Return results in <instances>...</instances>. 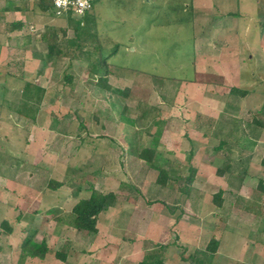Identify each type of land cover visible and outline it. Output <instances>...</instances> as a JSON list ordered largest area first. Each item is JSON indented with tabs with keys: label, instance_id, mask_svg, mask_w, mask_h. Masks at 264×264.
<instances>
[{
	"label": "rangeland",
	"instance_id": "374dc122",
	"mask_svg": "<svg viewBox=\"0 0 264 264\" xmlns=\"http://www.w3.org/2000/svg\"><path fill=\"white\" fill-rule=\"evenodd\" d=\"M190 1L98 0L87 15L61 17L60 29L67 31L68 38L89 45L90 34L97 33L103 55L118 50L109 59L107 77L114 88L129 89L128 98L110 97L96 86L87 62L64 54L62 41L63 53L54 55L52 65L42 63L38 68L46 74L47 90L36 121L19 122L22 138L10 140V128L17 126L13 122L18 116L0 101V121L6 122L0 123V263L18 264L24 230L32 229L36 241L48 246L51 253L44 260L28 259L24 264H137L126 256L159 243L168 244V263L187 264L181 254L186 257L195 249H204L213 236L221 240L213 264H264V194L257 189L259 181L264 182V168L260 167L264 140L258 141L240 187L234 176H219L216 171L230 161L225 151L239 160L238 150L225 146L217 152V139H189L191 122L178 113L168 126H162L175 133L171 145L178 153L165 150L157 155L158 164L173 178L164 189L156 184L157 171L126 155L136 142L150 144L145 131L155 117L164 116L158 106L171 97L176 101L173 89L179 79L194 73L196 30L190 11L182 6ZM80 22V31L75 33ZM253 46V60L242 70L243 84L264 92V44ZM71 50L80 54L74 46ZM104 73L102 70L97 76ZM66 75L72 77L70 83ZM183 100L184 105H177L180 111L189 102ZM256 102L241 109L239 116L249 120L247 110L255 113L263 103L256 106ZM126 104L130 109L122 117ZM154 107L157 111L142 117ZM79 117L83 130L78 129ZM156 130L151 128V133ZM189 167L198 170L190 196L185 182ZM241 168L232 167L237 174ZM51 179L63 186L50 189L47 183ZM220 190L225 191L226 202L218 208L212 199ZM108 192L115 193L117 201L99 216L96 234L76 231L53 218L56 210L69 213L82 198ZM156 199L166 205H148ZM5 220L14 227L10 236L1 227ZM58 251L67 256L66 261L56 258Z\"/></svg>",
	"mask_w": 264,
	"mask_h": 264
},
{
	"label": "crops",
	"instance_id": "0c3cea01",
	"mask_svg": "<svg viewBox=\"0 0 264 264\" xmlns=\"http://www.w3.org/2000/svg\"><path fill=\"white\" fill-rule=\"evenodd\" d=\"M182 6L190 11L193 27L196 30L194 35L196 55L193 62L194 73L189 77L179 79L181 80L180 83L178 82L173 89V98L177 99L174 100L175 102L171 97L163 106H158L164 116L155 117L151 123L152 128H157L151 134L154 135L157 131L160 132L157 155L160 156L165 150L171 155L178 154L174 146L171 145L175 133L169 132V127L164 129L162 127L163 125L168 126L169 119L173 117L172 115L178 113L180 117L183 116L184 119L191 122L189 124L192 125L193 135L189 136V139L193 137L195 139L201 137L204 140L217 139L219 143L221 140H225L227 141L225 146L237 149L240 158H249L257 150L258 141L260 139L264 140V127L250 124L253 115H257L264 105V92L245 88L246 83L243 84L242 70L249 59L253 60L252 48L254 43L264 44V0H191L190 4ZM67 14L66 16H57L53 9L52 0H0L1 102H3L5 91L20 93L23 91L26 82L34 83L46 89L44 85L46 82L45 73L39 71L40 64H47V67L52 65L54 56H49L44 34L47 32L57 34L60 37L61 17L68 18ZM14 23H23L24 26L20 30H12L11 26ZM243 54L245 55L243 56ZM46 59L49 63H46ZM32 72L34 77L31 74ZM30 76L35 79L30 80L28 78ZM254 79L252 77V80ZM232 87L248 90L250 94L239 99L233 107H228L229 92ZM184 97L189 102L184 110L180 111L181 108L177 105L185 103ZM254 101H257L256 106L259 105V101L260 103L263 102L261 108L255 113L254 110L248 109L246 114L249 115V120L240 117L241 109ZM193 102L195 104L191 105ZM8 109L7 107L6 110ZM154 109L157 111L156 107ZM21 121L16 119L13 122V125L17 126H11L10 140L14 137L15 140H18L19 137L22 138L24 135L22 125L19 123ZM1 124H6V122L3 121ZM252 127L258 128V130L253 131ZM257 131L260 132L258 137L255 136L258 134ZM51 132L55 134L54 130ZM149 137L152 139L151 136ZM136 143L135 145L132 144L130 150L134 146L150 147L151 140L148 146H141ZM244 146H248V149H245ZM130 150L126 152V155L134 157ZM225 152L231 161L228 164L238 165L239 160L231 157L228 151ZM263 154L264 150L262 156ZM27 159L30 164L29 157ZM251 160L247 161V168L249 165L251 166ZM246 166L244 165V167ZM260 167L264 168L261 162ZM209 169L211 168L209 167ZM158 187L164 189V187ZM156 200L160 201V199ZM158 203L163 206L166 204L164 202ZM148 205L151 206L152 204ZM18 218L21 219V216ZM25 230L24 237L26 236ZM126 244L130 246V244ZM20 245L18 249L19 256ZM144 254L145 250H140L135 256L128 254L129 256H126V258L131 257L130 259L135 260V263L141 264ZM166 257L168 260L167 253Z\"/></svg>",
	"mask_w": 264,
	"mask_h": 264
},
{
	"label": "trees",
	"instance_id": "16d2710c",
	"mask_svg": "<svg viewBox=\"0 0 264 264\" xmlns=\"http://www.w3.org/2000/svg\"><path fill=\"white\" fill-rule=\"evenodd\" d=\"M97 2V1H96ZM95 2V4H96ZM94 4V6H95ZM89 13H86L87 15ZM69 19L71 18V13L67 14ZM81 22L76 23L75 33L80 31ZM92 27H94L93 23H90ZM24 26L23 23H14L11 27L12 30H20ZM51 31V30H50ZM48 31V32H50ZM61 36L59 37L57 34L45 33L44 41L46 42V46L49 50V56L52 57L54 55H59L63 53L61 49L60 42L65 41V52L67 56L72 57L74 59L82 60L87 62V71L89 72L91 77L96 76L95 85L98 86L102 91L107 92L110 97L121 96L124 98H128L130 96V90L124 89L121 90L119 88H114L111 86L108 80V75L110 73L109 67V59L115 55L118 50L112 51L109 55H103L101 46L98 39V34H90V43L87 45L86 43L79 42L80 40L76 38H68L67 31L62 29L59 31ZM48 34V35H47ZM86 46L89 48V52H86ZM74 46L80 54L76 55L75 52L71 50V47ZM117 46L116 48H118ZM91 48V49H90ZM119 49V48H118ZM86 52V53H85ZM91 55V56H90ZM48 63V60L46 61ZM102 70L105 71L103 75L97 76ZM65 79L67 82L72 81V77L66 75ZM46 94V90L34 83L26 82L24 89L20 93L16 92H8L5 91L3 103L13 112L16 113L19 120L28 119L31 121H36L37 116L40 112L41 105L43 104L44 97ZM250 94V91L232 87L229 92L228 99V107L234 106L235 103L238 102L239 99L247 97ZM129 104L123 106L121 115L122 117L126 116L129 112ZM152 110V111H151ZM227 110V109H226ZM156 111V109H150L149 111H144L142 117H147L149 113ZM80 124L79 130L84 129V122L81 117H79ZM127 120V119H126ZM128 123L134 125L133 120H128ZM251 125H255L258 127H264V105L262 109L258 112L257 115H253L252 120L250 121ZM152 126V125H151ZM145 131L148 136H151V145L150 147H133L130 150V153L134 155L135 158L143 161L145 165L157 171L156 184L161 187H166L168 182L173 180L170 176L169 172L161 167L157 162V149L160 143V132L157 131L156 134H151V127ZM227 141L221 140L219 145L215 148V151L220 152L224 150ZM245 149H248V146H244ZM227 157V153H224ZM251 157L245 158L241 157L239 159L238 165L239 168L242 167L237 174L233 171L232 167L234 164H228L227 167L223 169H218L217 174L219 176H225L226 174L234 176L239 181V186L242 184L244 178L247 174V166L246 163L249 161ZM244 165L246 167H244ZM261 165L264 166V154L261 159ZM188 175L185 178V182L189 187L188 195L190 196L192 186L196 180L198 170L193 167H189L187 169ZM62 186L61 182L55 180H49L48 187L52 190H57ZM258 191L264 194V182L259 181ZM225 191L220 190L216 194H214L212 202L213 204L221 208L225 202ZM117 201V195L113 192H108L105 194H94L89 198L79 200L72 210L69 213L60 212V210L54 211V220L58 223H62L67 225L78 231H85L88 233L96 234L98 233V219L99 216L103 213L111 209L115 206ZM159 200L150 201L148 204L158 203ZM166 205V204H165ZM174 212V210H173ZM181 216L177 217V221H179ZM3 231L11 235L13 233V227L8 221H3L1 224ZM35 232L32 229L25 230L26 236L21 242L20 245V256L18 264H24L28 259H40L44 260L49 253H51V249L37 242L35 239ZM221 240L215 236L211 237L207 246L204 249H195L191 254L185 257L184 254H181V260L186 262L187 264H213V261L218 253V249L220 247ZM168 244H152L145 248V254L141 261V264H170L167 261L166 253H167ZM55 256L57 259L61 261H66L67 256L61 252H56Z\"/></svg>",
	"mask_w": 264,
	"mask_h": 264
},
{
	"label": "built area",
	"instance_id": "2783aa9c",
	"mask_svg": "<svg viewBox=\"0 0 264 264\" xmlns=\"http://www.w3.org/2000/svg\"><path fill=\"white\" fill-rule=\"evenodd\" d=\"M97 0H52L53 9L57 16L67 13L85 15L91 13Z\"/></svg>",
	"mask_w": 264,
	"mask_h": 264
}]
</instances>
